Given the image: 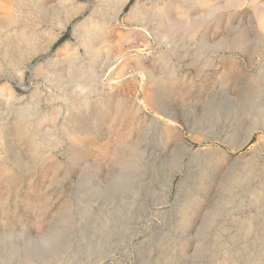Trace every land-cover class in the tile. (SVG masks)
<instances>
[{
    "label": "rangeland",
    "instance_id": "374dc122",
    "mask_svg": "<svg viewBox=\"0 0 264 264\" xmlns=\"http://www.w3.org/2000/svg\"><path fill=\"white\" fill-rule=\"evenodd\" d=\"M123 1L0 0V264H264V0Z\"/></svg>",
    "mask_w": 264,
    "mask_h": 264
},
{
    "label": "bare ground",
    "instance_id": "6f19581e",
    "mask_svg": "<svg viewBox=\"0 0 264 264\" xmlns=\"http://www.w3.org/2000/svg\"><path fill=\"white\" fill-rule=\"evenodd\" d=\"M103 2H104L105 6L111 7L115 14L117 12H119L124 7V5L126 3L123 0H103ZM81 8H82V6H76V5H70V7H63L62 11L65 13V17L61 20V23L65 24L67 22V20L71 16L78 13ZM138 8H139L138 4H134L133 6H131L128 10V18L134 17ZM101 33H102V31L99 33V29L96 27V25L94 23H92V22L87 23L86 22L85 28L83 29V36L93 35V34H98L99 36H101ZM96 40H97L96 38H92V43L89 46L88 45L84 46V52L86 54H88L90 52L89 49L94 47V45L96 44L95 43ZM17 51H19L21 53L23 50L21 49V47H17ZM79 51H80V46H77L74 48L73 47H61L59 50L60 54L64 55L67 58L77 55L79 53ZM84 99H86V98H84ZM262 117H264L262 114L256 116L255 122L257 119L262 120ZM254 131H255V127L253 125H250L247 129L248 133L245 136L244 140L242 141V145H245L251 139ZM255 142L261 143L264 141H262L260 139V137H258Z\"/></svg>",
    "mask_w": 264,
    "mask_h": 264
},
{
    "label": "trees",
    "instance_id": "16d2710c",
    "mask_svg": "<svg viewBox=\"0 0 264 264\" xmlns=\"http://www.w3.org/2000/svg\"><path fill=\"white\" fill-rule=\"evenodd\" d=\"M132 0H129V2L127 3V5L125 6V9L128 7V5L131 3ZM64 37H61L58 39V41L56 42L57 43H60L62 40H63Z\"/></svg>",
    "mask_w": 264,
    "mask_h": 264
}]
</instances>
